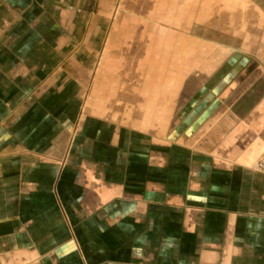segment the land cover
Listing matches in <instances>:
<instances>
[{
	"label": "crops",
	"instance_id": "crops-1",
	"mask_svg": "<svg viewBox=\"0 0 264 264\" xmlns=\"http://www.w3.org/2000/svg\"><path fill=\"white\" fill-rule=\"evenodd\" d=\"M264 0H0V264H264Z\"/></svg>",
	"mask_w": 264,
	"mask_h": 264
},
{
	"label": "built area",
	"instance_id": "built-area-1",
	"mask_svg": "<svg viewBox=\"0 0 264 264\" xmlns=\"http://www.w3.org/2000/svg\"><path fill=\"white\" fill-rule=\"evenodd\" d=\"M255 171L264 175V156L257 161Z\"/></svg>",
	"mask_w": 264,
	"mask_h": 264
}]
</instances>
